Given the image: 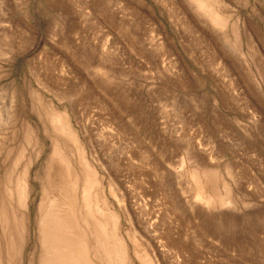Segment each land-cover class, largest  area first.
<instances>
[{
  "label": "rangeland",
  "instance_id": "rangeland-1",
  "mask_svg": "<svg viewBox=\"0 0 264 264\" xmlns=\"http://www.w3.org/2000/svg\"><path fill=\"white\" fill-rule=\"evenodd\" d=\"M47 111L105 181L125 264H264V0H0V155L32 134L22 264Z\"/></svg>",
  "mask_w": 264,
  "mask_h": 264
},
{
  "label": "bare ground",
  "instance_id": "bare-ground-1",
  "mask_svg": "<svg viewBox=\"0 0 264 264\" xmlns=\"http://www.w3.org/2000/svg\"><path fill=\"white\" fill-rule=\"evenodd\" d=\"M45 115L52 142L38 173L41 184L35 222L36 263L125 264L122 242L116 236L117 222L108 206L105 181L98 180L63 118L54 112L47 111ZM11 121L9 114L0 115V137L6 128L14 126ZM23 143L24 147L17 152L10 149L0 155V264H22L27 244L22 166L32 144L29 129ZM140 264L151 262L140 258Z\"/></svg>",
  "mask_w": 264,
  "mask_h": 264
}]
</instances>
